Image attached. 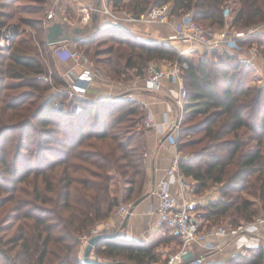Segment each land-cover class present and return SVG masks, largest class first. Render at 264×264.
Wrapping results in <instances>:
<instances>
[{
    "label": "trees",
    "instance_id": "trees-1",
    "mask_svg": "<svg viewBox=\"0 0 264 264\" xmlns=\"http://www.w3.org/2000/svg\"><path fill=\"white\" fill-rule=\"evenodd\" d=\"M239 2L231 15L227 10L229 5L234 6L235 0H109L113 7H122L125 13L136 17L152 6L173 3V16L192 12L195 21L216 30L226 26L245 30L264 25V0ZM41 34L40 45L51 50L56 61L43 28ZM99 36L117 39L119 46L129 49L124 69L137 77L145 78L151 62L176 61L182 65L187 61L175 45L137 39L114 27L100 29L89 42L77 45L89 46ZM130 37L136 40L131 42ZM254 43L264 57V27L242 41L241 46ZM29 50L21 44L15 49H0L3 113L7 110L17 113L23 108L30 111L38 101L31 91L44 93L52 89L40 79L47 72L45 63ZM116 53L117 59H112ZM205 54L197 65L181 69L186 91L183 120L187 115L203 119L190 127L181 125L178 151L187 145L182 137L193 132L203 131L208 143L194 156L182 157L180 170L186 179L195 182L196 194L220 186L219 198L199 208L200 230L213 229L226 221L236 228L254 222L264 210V84H250L255 70L242 63L238 54L229 51ZM122 57L110 47L104 53H96L95 62L120 77ZM51 66L54 84L62 87L65 82L60 69L55 62ZM6 90L17 94L7 93L1 99ZM67 98L52 93L34 118L19 123L30 141L21 144L25 153L15 158L17 166L8 163L7 146L2 143L15 127H0V163L12 183L6 187L0 183V192L7 193L0 198V209L6 206L10 209L0 225V233L4 235H0V264H86L79 252L92 231L108 221L126 200L137 202L141 198L146 181V148L141 130L145 117L141 105L132 99H83L79 100L80 112L53 109L57 100ZM116 114L118 122L112 121ZM128 118L134 120L132 127L136 131L122 138L114 132L115 123ZM245 195L259 201L261 207ZM105 231L115 233L113 229ZM170 236V242L179 241L171 232ZM159 244L155 240L136 243L117 238L101 242L93 253L99 261L152 264L159 261L156 254ZM263 262L264 251L252 249L245 255L237 254L229 264Z\"/></svg>",
    "mask_w": 264,
    "mask_h": 264
},
{
    "label": "built area",
    "instance_id": "built-area-1",
    "mask_svg": "<svg viewBox=\"0 0 264 264\" xmlns=\"http://www.w3.org/2000/svg\"><path fill=\"white\" fill-rule=\"evenodd\" d=\"M64 1L71 6H79L73 18L75 21L68 20L66 13L63 12L62 8L58 7L60 4L57 2L48 13L49 23L46 27L57 21L68 23L76 28H83L91 23L94 11L91 5L83 4L82 0ZM102 11L113 20L124 19L126 22L145 25L166 24L170 23L172 18H175L173 16V3L152 6L146 13L138 17L129 14H124V16L118 15L107 5H104ZM60 12H62L61 18L58 16ZM263 27L264 25L248 32L233 30L229 26H226L222 30H216L198 23L194 20L193 13L188 12L179 17V22L176 24L174 32L160 42L179 45L181 47L179 55L184 58H186V54H189L192 49H204L210 53L213 51H229L238 54V58L242 63L252 67L258 58V51L257 49H253L248 54H244V47L241 46V43L247 37L260 32ZM6 42V39L2 38L0 47H5ZM53 54L57 61L65 62L72 60L76 65H81L82 67L80 72H76L74 68H70L64 72L60 71L65 84L57 88L54 84V69L47 59H45L47 72L43 76H40V79L49 83L55 94H63L68 97L65 100H57L53 109L57 111L69 109L72 112H80L82 106L79 100L87 99L90 89L100 72L88 57L70 43L56 45ZM188 67L187 61L183 62L182 65L174 63L170 69L166 70L158 68L155 64H149L144 79L145 89L150 92L159 91L166 87L168 79L171 82H177L179 88L175 98L183 114L186 91L181 69H187ZM118 100L121 101L122 99L118 98ZM143 126L146 129H154L158 126L152 109L147 110ZM178 128L179 125L175 127V130L178 131ZM167 138L171 141V145L178 149V135L173 136L170 134ZM181 158V156L175 158L172 167L167 172L168 180L160 185L158 191L159 204L156 213L160 225L166 227L180 241L178 253L172 255L166 264H203L208 254L217 252L224 246V243L212 241V236L220 237L225 239V241H233L235 245L234 256L237 254L245 255L252 249H262L264 251V214L254 222L243 223L236 228L229 225H221L210 230H200L202 212L199 210V206L201 204L196 199L195 187L191 183H188L182 175L180 170ZM174 183L178 184L182 195L180 203L171 190ZM185 194H188L190 198L185 197ZM131 208L132 204L122 203L114 211L112 217L121 223L130 214ZM99 234H101V231L96 228L92 231L91 238ZM90 239L84 241L82 248L85 249ZM197 249L198 251H204V253L200 256H195ZM205 253L207 254L204 255ZM92 258L97 260L96 255H92Z\"/></svg>",
    "mask_w": 264,
    "mask_h": 264
},
{
    "label": "rangeland",
    "instance_id": "rangeland-1",
    "mask_svg": "<svg viewBox=\"0 0 264 264\" xmlns=\"http://www.w3.org/2000/svg\"><path fill=\"white\" fill-rule=\"evenodd\" d=\"M96 1L97 0H82V3L87 4V5L90 4L91 6H94L96 4ZM57 2L60 4L58 7L62 8L63 12L66 13L68 20L74 22L75 19L73 18L75 17L76 12L79 9V6H71L68 3H66L64 0H0V41L2 40V38H5L7 41L6 46L2 48L0 47V49L5 50V51L9 50L11 47L12 49H15L16 46H19L21 44L22 47H29L30 50L28 51V53L38 55L39 58L42 59L44 63H45V59H47L50 65H52L55 62V64L58 66L57 60L55 61L53 59L51 50H48V49L45 50L40 45L41 38H42L41 30L42 28L45 30L46 25L49 23L48 13L50 9H52V7H54V5ZM235 2L236 3H234V6L232 7L229 5L230 10L229 11L227 10V13L231 12V15H232L233 9L239 6L240 4L239 0H235ZM111 10L118 15H121L122 13L123 14L128 13V12L125 13L126 11L123 10V8L119 6L117 7L112 6ZM61 14L62 12H60L58 15L60 16V18L62 17ZM234 28L236 30L245 31V32H248L250 30L253 31L254 29H257V27H252L250 29H245V30H241L237 27H234ZM45 33H46V30H45ZM130 38L132 40L129 38L128 39L131 40V42H134L136 40L134 37L133 38L130 37ZM174 45L177 48L178 53H179V50L181 49V47L177 44H174ZM53 47L54 46H52V48ZM75 47L80 52H82L86 57H88L89 60L94 64L95 68L100 72V74L104 75L105 78H107L108 80H111L115 83H120V84H125L126 82L137 80L136 74L134 76L133 75L134 73L132 71L129 72L124 69V63L126 62V55L128 54L129 49L126 46H119L117 39H113L109 37L105 38V37L99 36L89 46L79 47L76 44ZM110 47L116 49L123 55V57L119 59L120 66L123 67V74L120 77H115L114 75L108 72V68H106L103 64H99V63L97 64L95 62L96 61L95 54L104 53L108 51ZM243 47H244V54H248L251 50L257 49L258 58L256 59L255 64L252 65V68L255 70V74L252 77L250 84L252 86L263 85L264 84V64L262 63L264 62V57L262 56V53H261L262 50L259 49V46H257L256 43L246 46V47L243 46ZM201 50H196V49L190 50V53L189 54L187 53L185 56L187 58L186 59L187 63L197 65L198 61L202 59L204 55H206L205 53L208 52V51L203 52ZM117 57H118L117 53L111 56V58L115 60L117 59ZM3 61H5V63H8V60H5V58L3 59ZM174 63H176V61L168 63V64L171 66ZM150 64L156 65V63L154 62H151ZM57 88H60V86H57ZM7 93L10 95L17 94V92L6 90L3 92L1 99H3V97ZM52 93H54L53 88L45 91L44 93H41L38 91H31V95L38 101H35L33 103V107L31 106L30 111L23 108V109L17 110V113H14L13 111H9V110L3 113L1 110L2 103H0V127L1 126H14L15 127L14 128L15 131L9 133L8 136L4 138L5 141L2 142L3 144H6L7 146L6 156H7L8 163H10L11 165H14V166L19 165V163H17V160L15 158H17V155H19L20 153H25V151L22 150L23 148L21 144L23 143L24 145H26V143L30 141V139L28 138V135L23 134L24 130H21L19 123L24 120H27L28 118L29 119L34 118V116L36 115L37 109L40 108L42 103H44V101L48 99L52 95ZM124 96L119 95L118 97H116L117 98L116 101H120L118 100V98H121L122 101L124 99L127 100V98H125ZM86 100H89V96L87 97ZM100 100L102 101V99ZM95 101H99V100H95ZM60 111H63V110H60ZM144 117H145V114H144ZM118 119H119V116L118 114H116L115 117L112 119V121L118 122ZM131 119L132 118L130 119L128 118V119L123 120L122 122L115 123L116 129L114 130V132L115 133L117 132V134H120L122 138H126L129 133H134L136 129L132 127V121L134 120H131ZM202 119L203 117H195V116L191 117L187 115L184 117V120H182L181 125L183 128L190 127V126L196 125ZM36 127L39 128V125ZM204 135L205 133L203 131H199V132L190 133L189 135L186 134L184 137H182L183 141L187 142V145L181 148L180 150L181 156L187 159V158L194 156L196 153H199L203 148H205V146L208 143V140L205 139ZM8 152H9V155H8ZM187 182L191 183L193 187L196 186L195 182L192 179H187ZM0 183L1 185L5 187L12 185L11 178L5 174V166H3L1 163H0ZM219 190H220V186H214L202 194H196V199L201 204L199 207H203V205L206 203L207 196L211 198L215 195V193H218ZM6 194L7 193L5 191H1L0 198ZM216 195H220V193ZM244 197L251 201H254L255 203H257L258 207H261L262 204L259 201L255 200V198L247 196V195H245ZM127 202L129 201L126 200L124 203H127ZM8 207L9 206H6L0 209V225L3 224V222H5L4 218L6 214L10 212V209L7 210ZM261 214H264V210L261 211ZM221 225L227 226L229 224L226 221ZM160 234L163 235V237H165L166 241H169L168 242L169 245L168 244L160 245L156 249V254L159 257V261L157 263H152V264H166L168 260L170 259V257L172 255H175L179 250V245H178L179 241L176 244L171 245L172 244L170 243L171 236L168 230H166L165 228H162ZM0 235L4 236L3 233H0ZM156 238L157 237H154L153 239L155 240ZM155 241L158 242V240H155ZM201 253L202 252H198L196 250L195 256H198ZM224 264H229V262H226Z\"/></svg>",
    "mask_w": 264,
    "mask_h": 264
},
{
    "label": "crops",
    "instance_id": "crops-1",
    "mask_svg": "<svg viewBox=\"0 0 264 264\" xmlns=\"http://www.w3.org/2000/svg\"><path fill=\"white\" fill-rule=\"evenodd\" d=\"M101 2L102 7H104V5H107L111 9L112 6L111 4H109V0H101ZM121 16H124V14L122 13ZM178 22L179 17L175 16V18H172L170 23L166 24H135L126 22L124 19L113 20L103 11L101 12L99 21L101 26L100 29L114 27L131 33V35H133L137 39H141L144 41L154 40L159 42L169 37L174 32V28ZM201 51L204 52L206 50L203 49ZM57 63L58 68L61 69L60 71L62 72L70 68H74L76 72H80L82 70L81 65H76V63L72 60L65 62L57 61ZM262 64H264V62ZM156 65L164 70L170 69L171 67L168 63L164 62L157 63ZM136 78V81L120 84L108 80L104 75H101L99 73L94 81L95 83H93L94 85L89 92V99L94 101L100 99L107 100L113 97H115L114 99H117L116 97H118L119 95H125V98H131L132 100L137 101L141 105V111H143L144 114H146L148 109H152L155 114V119L158 123V126L154 129H146L143 126V123L141 125L146 148V181L143 192L141 194V198L139 199V203L136 204L137 202L134 201H129L126 203L132 204V212L128 214L121 223L120 221H117L113 217H111L105 223L98 225L97 229L101 231V234L106 232L105 230L113 229L115 230V232L121 234L119 238L127 241L136 243H148L154 240V237H157L155 240H158V243H160L159 246L165 244L169 245V241H166L163 235L160 234L162 228L166 227L160 225L156 210L159 204V187L163 182L168 180L167 172L172 167L175 158L177 156H181V152H179L178 149L172 146L171 141L167 138V136L170 134H172L173 136L178 135V137L180 134L179 131L183 120V114L179 105L177 104V99L175 98L176 93L178 92L179 84L174 81L171 82L168 79L166 82V87L162 88L159 91L150 92L145 89L144 78ZM177 125H179L178 131L175 130V127ZM171 190L173 195L180 203L182 200V195L180 193L178 184L174 183L171 187ZM216 194H219V192L215 193V195L211 198L207 196L206 203L217 200L219 198V195ZM185 197L190 198L188 194H185ZM122 198V200H124L125 196H123ZM125 221H127V225L124 229H122ZM110 233L112 232L110 231ZM211 239L216 243H224V246L221 250L208 254L203 264H224L226 262H229L234 257V242L231 240L225 241V239L217 236H212ZM170 243H172L171 245L176 244L175 242ZM83 250L84 248L81 247L79 253L80 259L83 258ZM198 252L202 251L199 250ZM203 253L204 251L200 255H202ZM206 254L207 253H205L204 255Z\"/></svg>",
    "mask_w": 264,
    "mask_h": 264
},
{
    "label": "water",
    "instance_id": "water-1",
    "mask_svg": "<svg viewBox=\"0 0 264 264\" xmlns=\"http://www.w3.org/2000/svg\"><path fill=\"white\" fill-rule=\"evenodd\" d=\"M102 10L101 0H97L92 14V21L83 28H72L69 24L63 22H55L46 28V41L48 45L54 46L59 43L73 42L85 44L89 42L100 30V17ZM137 201L136 204H138ZM132 212V210H131ZM130 212V213H131ZM127 225L124 222L122 229ZM120 233H102L92 237L86 245L83 253V261L86 264H127L124 262H105L92 258L94 248L103 241L114 240L120 237ZM189 264V263H187Z\"/></svg>",
    "mask_w": 264,
    "mask_h": 264
},
{
    "label": "bare ground",
    "instance_id": "bare-ground-1",
    "mask_svg": "<svg viewBox=\"0 0 264 264\" xmlns=\"http://www.w3.org/2000/svg\"><path fill=\"white\" fill-rule=\"evenodd\" d=\"M95 6V5H94ZM94 6H93V8H94ZM103 8V7H102ZM101 12H102V10H101ZM57 22H60V21H57ZM64 23V22H63ZM68 24V23H67ZM70 25V24H69ZM50 26V25H49ZM72 28H76V27H74L73 25H70ZM47 28V27H46ZM46 30V29H45ZM64 43H70L71 45H73V46H75L77 43H73V42H64ZM59 44H61V43H59ZM56 45H58V44H56ZM56 45H54V47L56 46ZM54 47H53V50H54Z\"/></svg>",
    "mask_w": 264,
    "mask_h": 264
}]
</instances>
